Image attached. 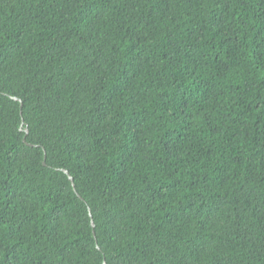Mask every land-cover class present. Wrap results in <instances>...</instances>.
<instances>
[{
    "label": "trees",
    "instance_id": "obj_1",
    "mask_svg": "<svg viewBox=\"0 0 264 264\" xmlns=\"http://www.w3.org/2000/svg\"><path fill=\"white\" fill-rule=\"evenodd\" d=\"M0 264H264V0H0Z\"/></svg>",
    "mask_w": 264,
    "mask_h": 264
},
{
    "label": "water",
    "instance_id": "obj_2",
    "mask_svg": "<svg viewBox=\"0 0 264 264\" xmlns=\"http://www.w3.org/2000/svg\"><path fill=\"white\" fill-rule=\"evenodd\" d=\"M64 174L68 176L67 172H64ZM68 180H69L70 183L72 184V180H71V178L68 177Z\"/></svg>",
    "mask_w": 264,
    "mask_h": 264
}]
</instances>
